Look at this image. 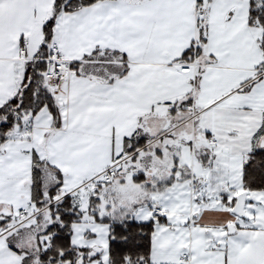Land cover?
<instances>
[{
  "label": "snow or ice",
  "instance_id": "6c2138e0",
  "mask_svg": "<svg viewBox=\"0 0 264 264\" xmlns=\"http://www.w3.org/2000/svg\"><path fill=\"white\" fill-rule=\"evenodd\" d=\"M0 264H264V0H0Z\"/></svg>",
  "mask_w": 264,
  "mask_h": 264
}]
</instances>
